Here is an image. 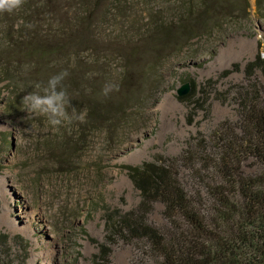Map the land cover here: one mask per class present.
Masks as SVG:
<instances>
[{"label":"trees","instance_id":"obj_1","mask_svg":"<svg viewBox=\"0 0 264 264\" xmlns=\"http://www.w3.org/2000/svg\"><path fill=\"white\" fill-rule=\"evenodd\" d=\"M256 4L262 9L264 0ZM250 7V0H23L12 13L0 12V80L12 82L20 100L66 70L68 111L85 114L73 126L112 138L139 115L135 109L169 58L249 17ZM257 68L264 72V58L248 63L237 91L238 120L191 137L177 155L127 167L140 201L109 216L108 244L135 243L153 264H264V97ZM108 69L120 71L112 76ZM189 80L191 90L179 98L191 102L196 84ZM106 83L117 88L104 97ZM68 136L64 149L74 140ZM157 203L159 224L150 219ZM108 244L97 264H111ZM0 264L9 263L0 256Z\"/></svg>","mask_w":264,"mask_h":264},{"label":"rangeland","instance_id":"obj_2","mask_svg":"<svg viewBox=\"0 0 264 264\" xmlns=\"http://www.w3.org/2000/svg\"><path fill=\"white\" fill-rule=\"evenodd\" d=\"M256 2L250 0L249 17L169 58L135 109L139 115L112 138L73 126L79 121L53 130L44 117L26 116L12 82L0 80V234L7 237L0 256L6 263L97 264L101 245L108 244L109 216L140 201L127 167L177 155L191 137L238 120L237 91L248 63L264 58V7ZM108 70L112 76L120 71ZM256 75L264 97V72L257 68ZM188 77L196 84L191 102L177 93ZM63 136L77 143L64 149ZM162 210L157 203L150 219L163 223ZM108 247L111 264H153L135 243L116 238Z\"/></svg>","mask_w":264,"mask_h":264},{"label":"clouds","instance_id":"obj_3","mask_svg":"<svg viewBox=\"0 0 264 264\" xmlns=\"http://www.w3.org/2000/svg\"><path fill=\"white\" fill-rule=\"evenodd\" d=\"M23 0H0V12L12 13L18 9ZM68 75L66 70L52 74L48 77L46 83L35 84L34 91L26 92L20 99L21 109L26 116H42L46 120V126H51L56 130L57 126L70 125L74 121L83 122L84 112H77L73 107L68 111L70 101L62 81ZM114 84H105L101 88V95L107 97L110 92L116 90Z\"/></svg>","mask_w":264,"mask_h":264},{"label":"water","instance_id":"obj_4","mask_svg":"<svg viewBox=\"0 0 264 264\" xmlns=\"http://www.w3.org/2000/svg\"><path fill=\"white\" fill-rule=\"evenodd\" d=\"M191 90V83L190 82H186L184 83L182 86H180L177 90V93L182 96L185 95L186 93H188Z\"/></svg>","mask_w":264,"mask_h":264}]
</instances>
